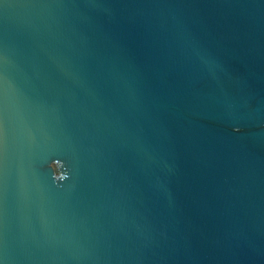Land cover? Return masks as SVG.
I'll return each instance as SVG.
<instances>
[{"label": "water", "instance_id": "obj_1", "mask_svg": "<svg viewBox=\"0 0 264 264\" xmlns=\"http://www.w3.org/2000/svg\"><path fill=\"white\" fill-rule=\"evenodd\" d=\"M0 264H264V0H0Z\"/></svg>", "mask_w": 264, "mask_h": 264}]
</instances>
